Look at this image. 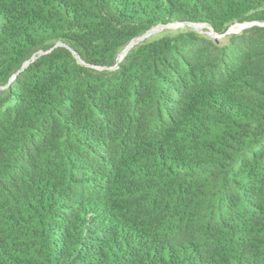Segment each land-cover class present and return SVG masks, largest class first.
<instances>
[{"label":"trees","instance_id":"trees-1","mask_svg":"<svg viewBox=\"0 0 264 264\" xmlns=\"http://www.w3.org/2000/svg\"><path fill=\"white\" fill-rule=\"evenodd\" d=\"M0 264H264V0H0Z\"/></svg>","mask_w":264,"mask_h":264},{"label":"rangeland","instance_id":"rangeland-1","mask_svg":"<svg viewBox=\"0 0 264 264\" xmlns=\"http://www.w3.org/2000/svg\"><path fill=\"white\" fill-rule=\"evenodd\" d=\"M192 27H194L195 29L199 30L200 32H204L207 34H210L211 36H213L214 38H218V40H220L222 43H225V41L227 40V38L225 37L226 35H218L215 33H212L213 31L207 30V28L205 27V25H202L201 27H199V25H191ZM159 30L153 33L152 38H157L159 36H162L164 34L170 33V34H176L182 30H186L190 28V25H185V24H172L170 26L167 27H163L159 26ZM231 28V27H230ZM240 28V26H239ZM238 31H233L231 33H235ZM228 33V34H231Z\"/></svg>","mask_w":264,"mask_h":264},{"label":"water","instance_id":"water-1","mask_svg":"<svg viewBox=\"0 0 264 264\" xmlns=\"http://www.w3.org/2000/svg\"><path fill=\"white\" fill-rule=\"evenodd\" d=\"M254 23H256V22L237 23V24L241 25L240 28H239V30H237V31H240V30H242L243 28H245V27H247V26H251V25L254 24ZM237 24H235V25H237ZM170 25H172V24L163 25L161 28H163V27H167V26H170ZM158 30H159V28H158V29H151V30H149V31L146 32L143 36L138 37L136 40L132 41V42H131V43H130V44H129L124 50H127V51H128V50H129L132 46H134L137 42H139L140 40H143L144 38H146L147 36H149L150 34L156 32V31H158ZM229 32H230V30L228 29L227 32H225V33H223V34H217V33H215V32H212V33H215V34H217V36H218V35H225V34H227V33H229ZM217 41H219L218 38H217ZM118 61H120L119 57H118Z\"/></svg>","mask_w":264,"mask_h":264},{"label":"bare ground","instance_id":"bare-ground-1","mask_svg":"<svg viewBox=\"0 0 264 264\" xmlns=\"http://www.w3.org/2000/svg\"><path fill=\"white\" fill-rule=\"evenodd\" d=\"M196 25H199V27H201L202 25L201 24H196ZM238 26H241V25H239V24H237ZM233 27V26H232ZM230 30V29H229ZM239 30V29H238ZM125 53H127V50H125L124 51V54H123V56L125 55ZM120 59V58H119ZM121 60V59H120Z\"/></svg>","mask_w":264,"mask_h":264},{"label":"built area","instance_id":"built-area-1","mask_svg":"<svg viewBox=\"0 0 264 264\" xmlns=\"http://www.w3.org/2000/svg\"><path fill=\"white\" fill-rule=\"evenodd\" d=\"M235 25V24H234ZM234 25H232V26H234ZM231 26V27H232ZM158 28H160V27H155V28H152V29H158ZM230 29V28H229ZM151 30V29H150ZM227 32V31H226ZM239 32V31H238ZM229 33H231V32H229ZM153 34V33H152ZM228 34V33H227ZM151 35V34H150ZM226 35V34H225Z\"/></svg>","mask_w":264,"mask_h":264}]
</instances>
